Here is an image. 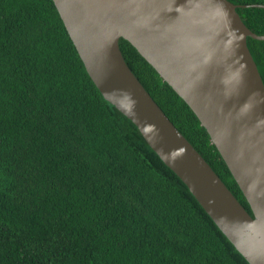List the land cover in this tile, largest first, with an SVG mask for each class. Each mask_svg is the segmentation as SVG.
<instances>
[{"label":"trees","instance_id":"16d2710c","mask_svg":"<svg viewBox=\"0 0 264 264\" xmlns=\"http://www.w3.org/2000/svg\"><path fill=\"white\" fill-rule=\"evenodd\" d=\"M237 6L264 0H228ZM264 35V8L237 9ZM264 81V41L248 38ZM133 73L253 216L208 131L128 41ZM0 264H250L87 73L53 0H0Z\"/></svg>","mask_w":264,"mask_h":264},{"label":"water","instance_id":"95a60500","mask_svg":"<svg viewBox=\"0 0 264 264\" xmlns=\"http://www.w3.org/2000/svg\"><path fill=\"white\" fill-rule=\"evenodd\" d=\"M106 101L153 151L250 264H264V81L251 31L228 0H53ZM131 43L196 114L253 216L176 128L127 64Z\"/></svg>","mask_w":264,"mask_h":264}]
</instances>
